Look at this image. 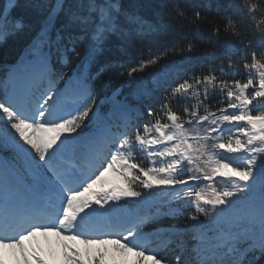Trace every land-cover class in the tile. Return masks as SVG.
Listing matches in <instances>:
<instances>
[{
    "label": "snow or ice",
    "instance_id": "snow-or-ice-1",
    "mask_svg": "<svg viewBox=\"0 0 264 264\" xmlns=\"http://www.w3.org/2000/svg\"><path fill=\"white\" fill-rule=\"evenodd\" d=\"M17 6L0 8V39L24 29ZM43 7L0 82V264H260L264 0L222 17L236 59L176 76L170 58L193 45L149 46L110 94L93 66L116 38L153 28L145 12L159 5ZM169 15L186 18L178 3Z\"/></svg>",
    "mask_w": 264,
    "mask_h": 264
},
{
    "label": "trees",
    "instance_id": "trees-1",
    "mask_svg": "<svg viewBox=\"0 0 264 264\" xmlns=\"http://www.w3.org/2000/svg\"><path fill=\"white\" fill-rule=\"evenodd\" d=\"M16 2L18 6L13 11V15L22 19L25 27L22 31H15L0 39V80L4 79L17 63L24 48L30 43V38L35 35L36 26L44 17L43 6L50 0H16ZM123 2L131 6L138 3V0H123ZM154 2L159 5L158 11L145 12L148 23L153 25V28H149L142 38L136 37L127 42L116 38L93 66V76L97 72L100 73L94 81L98 88L109 94L120 88L122 82L127 79L120 76V72L123 71L120 65H127L142 53H147L149 46L154 48L167 44L186 49L188 43L193 45L191 52L185 50L170 58V67L173 68L176 76L206 71L222 61L226 62L229 56L236 59L239 55L231 45V37L223 31L225 22L222 17L227 14L228 5L234 0H154ZM177 3L186 12V18L177 20L169 15L172 5ZM5 5L6 0H0V8ZM197 10L201 12L202 22L193 23L192 17ZM217 26L221 28L219 35L212 32ZM122 91L127 94V84ZM258 110L264 111V107ZM3 155L7 156L8 153ZM109 179L115 181L116 177L110 174ZM260 264H264V260Z\"/></svg>",
    "mask_w": 264,
    "mask_h": 264
},
{
    "label": "rangeland",
    "instance_id": "rangeland-1",
    "mask_svg": "<svg viewBox=\"0 0 264 264\" xmlns=\"http://www.w3.org/2000/svg\"><path fill=\"white\" fill-rule=\"evenodd\" d=\"M1 86H2V84H1ZM40 239H41V242H43L44 238L41 237ZM53 239H54V238H53ZM45 246H47V245H45ZM9 251H10V250H9ZM9 259H13V258L9 255ZM109 264H111V261H109Z\"/></svg>",
    "mask_w": 264,
    "mask_h": 264
}]
</instances>
